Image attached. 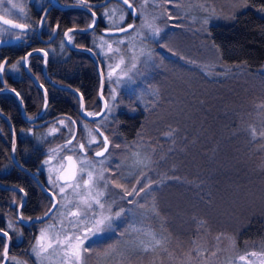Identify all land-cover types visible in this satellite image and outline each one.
<instances>
[{"label": "trees", "instance_id": "trees-1", "mask_svg": "<svg viewBox=\"0 0 264 264\" xmlns=\"http://www.w3.org/2000/svg\"><path fill=\"white\" fill-rule=\"evenodd\" d=\"M245 2L246 7L234 14L231 23L209 26L211 49L217 60L227 66L222 75L217 77L211 75L213 77L211 81L200 79L201 90L197 89V82H191L190 88L193 89L191 98L188 100L186 97L177 96L180 103L178 107H170L171 95L165 96L160 92L155 97L147 90L142 93L141 99L136 98L135 94V98L128 104L124 103L122 101L124 97H121L122 107L116 113L115 127L108 135L105 132L109 147L119 145V148L124 149L122 161L137 159L138 154L142 158L146 151L151 154L154 163L164 155L163 163H168L169 169L174 166L175 179L167 181L164 187L169 186L165 190L166 193L160 194L161 198H166V206L161 198L148 205L150 211L148 210L147 218L151 221L149 223L151 228L157 232L156 242L159 240L167 244L171 240L180 242L179 247L185 250L186 245L189 249L193 238L197 239L203 234H208L207 237L212 238L223 231H232L237 225H241L240 238L247 233H254L255 236L257 233H263L264 14H259L257 9L264 7V0ZM77 57L79 59H65L54 64H58L59 71L68 74L75 69L78 71L79 77L84 80L81 92L85 109L96 113L101 107L98 97V70L92 57L82 53H78ZM49 61L51 62V59ZM151 78L146 82L151 81L154 85L160 82V76ZM139 86L140 89L142 85ZM198 98L201 103L198 102ZM193 99L195 101L192 103ZM70 100L78 103L74 96H71ZM61 103L63 102L56 103L54 99L46 111V116L53 119L43 127L31 129L30 139L25 143L28 144L30 166L34 164L41 169L47 151L58 147L70 136L67 128L60 126L57 131L45 137L46 129L51 124L56 125L65 119L72 120H68L69 124L76 122V136L84 143L86 131L81 122L96 123L95 120L82 118L77 107L65 111L54 108ZM142 103L144 105H141ZM185 104L187 108L185 126L188 130L181 133V125L170 123L167 118L171 117L170 108L181 109ZM197 104L199 105L194 106ZM39 106L40 101L37 107ZM134 106H140L141 109H134ZM8 136V128L0 129L2 162L9 159ZM141 136L145 137L147 150L144 151L143 146L134 149L121 147L124 141L135 140ZM75 140L74 136L72 141ZM68 151L70 152V149H63V152ZM146 158L148 164L150 159L147 155ZM11 172L13 173L11 182L22 186L26 191V201L21 208L22 217L27 219L45 214L51 206L52 198L24 172L16 168ZM180 179L186 183L177 181ZM46 186L50 188L47 184ZM243 194H246V198L242 197ZM21 199L22 193L17 189H0V202L2 201L0 230L6 231L11 242L16 243L9 255H22L30 264H36L29 249L36 238L37 222L26 225L17 219L15 212ZM223 207L231 209L230 217L226 212L221 214ZM55 211L56 209L47 219ZM180 212L181 216L188 214V221L185 227L177 228L176 235L172 237L173 232L169 228H172V222H180L176 219L179 216L177 213ZM135 239V235L126 230L123 234V241L126 244L124 248L140 250L137 249ZM4 244L5 237L0 234V264ZM98 248L100 247H95ZM7 264L11 262L8 261Z\"/></svg>", "mask_w": 264, "mask_h": 264}, {"label": "rangeland", "instance_id": "rangeland-1", "mask_svg": "<svg viewBox=\"0 0 264 264\" xmlns=\"http://www.w3.org/2000/svg\"><path fill=\"white\" fill-rule=\"evenodd\" d=\"M245 1L143 0L134 28L126 34L112 36L110 46L99 49L105 55L102 61L106 77V110L95 126L107 135L112 132L116 113L122 107L121 97L128 104L135 94L141 99L147 90L155 97L160 92L165 96L171 95L170 107H178L177 96L191 98V82H197V89L201 90L200 79L211 81V75H222L227 66L217 60L211 49L209 26L231 23L234 14L246 7ZM257 12L264 14V7ZM121 17L115 12L111 16L110 27H118L123 21ZM154 28L160 29L159 35L154 34ZM152 76H160V82L155 85L151 81L147 83ZM139 84L142 85L140 89ZM198 102H202L200 98ZM138 108L141 109L134 106V109ZM186 111V104L181 109L170 108L171 117L167 118L168 122L181 125V133L188 130L185 126ZM60 121L53 128L46 129L45 137L60 126L66 127L70 136L58 147L48 150L41 164L45 182L56 193L58 203L49 219L37 222L36 238L29 249L36 264H77L74 257L69 259L70 246L79 243L77 237L83 240L78 264H264V230L257 236L247 233L240 238L241 225L212 238L207 237L208 234L193 238L191 246L188 249L186 245L185 250L179 247L180 242H156L157 232L151 228V221L147 218L148 205L166 193L169 187L164 188L166 182L175 179L174 166L170 170L169 164L163 163L164 155L154 163L151 154L145 151L144 136L124 141L121 145L132 149L143 146L145 154L142 158L138 154L137 159L122 161L124 149L119 145L108 146L109 150L102 156H93L92 152L102 145L100 136L83 121L86 131L83 143L76 136L73 122ZM74 136L76 140L72 141ZM78 143H83L87 149L90 147V152L81 153ZM64 148L72 151L63 152ZM64 153H70L78 165L76 178L65 183L58 180V173L65 164ZM146 155L150 159L148 164ZM177 181L186 183L181 179ZM242 197L246 198V194ZM161 201L166 206V198H161ZM176 205L180 207L178 202ZM230 210L223 207L221 214L226 212L230 217ZM177 215L180 222H172V228H169L173 232L172 237L176 235L177 228L185 227L189 217L188 214L181 216V212ZM101 217H109L110 226L106 224L102 232H90ZM126 230L135 235L134 242L140 250L124 248L123 234ZM9 261L11 264H30L24 256L17 254L10 255Z\"/></svg>", "mask_w": 264, "mask_h": 264}, {"label": "flooded vegetation", "instance_id": "flooded-vegetation-1", "mask_svg": "<svg viewBox=\"0 0 264 264\" xmlns=\"http://www.w3.org/2000/svg\"><path fill=\"white\" fill-rule=\"evenodd\" d=\"M128 2L134 9H130L123 0H0V15L13 21V25L24 26L17 28L0 22V40L9 39L8 43L0 45V65L3 62V70L0 74V129L8 128L9 131V159L2 162V158H0V189H4V186H16L19 188L17 190L22 193V199L23 194L25 195L26 201L25 189L11 182L13 177L11 170L16 168L33 179L31 175L14 164L11 157L12 148L15 159L22 166L32 171H41L40 178L45 185L47 184L42 170L37 168V165L30 166L28 144H25L30 139L29 132L31 133L32 128L43 127L53 119L46 116V111L54 99L56 103L63 102L54 106L59 111L73 110L76 107L79 110L81 102L77 93L79 92L82 96L81 87L84 85V80L79 77L76 69L68 74V72L59 71L57 63L65 59H79L78 53L91 57L84 50L91 49L102 68L104 65L102 59H105V55H102L99 49L108 48L112 36L130 32L138 19L139 8L143 4V0H128ZM115 12L124 17L118 27L127 25H132V27L120 34H107L106 30L118 28L110 27L111 16ZM70 29L72 31H69ZM66 32L68 36L65 35ZM80 48L84 49L81 50ZM44 59H46L45 65ZM56 61L57 63L54 64ZM103 68L104 91L105 70ZM49 92L54 93L49 94ZM57 96L59 97L56 99ZM71 96L76 97L78 103L70 100ZM82 100L85 109L83 97ZM39 101L40 106L38 108ZM85 111L87 110L85 109ZM35 116L37 118L31 121ZM95 121L97 122V120ZM54 126L51 124L47 130ZM74 126H77L76 122H74ZM88 126L102 140L100 134L102 130L95 126V123L88 124ZM11 127L13 131H11ZM0 140L2 141V139ZM102 146L103 140L99 148ZM78 148L83 154H88L91 150L85 148L83 143H78ZM93 153L94 151L92 152L94 156ZM65 155L71 154L64 153L63 156ZM21 208L20 216L22 217ZM2 232L6 231L0 230V234L5 237ZM15 244L11 240L8 244V261L9 252L12 251Z\"/></svg>", "mask_w": 264, "mask_h": 264}, {"label": "water", "instance_id": "water-1", "mask_svg": "<svg viewBox=\"0 0 264 264\" xmlns=\"http://www.w3.org/2000/svg\"><path fill=\"white\" fill-rule=\"evenodd\" d=\"M126 5H128V4H126ZM132 9H134L133 6H132ZM5 21H8V23H5ZM0 22L4 23L6 25H13L14 24L13 21H11L10 19H8V18H6V17H4L2 15H0ZM128 26L129 25L124 26V27L108 29L105 32L107 34H112V35L113 34H120V33L125 32L122 29H127V31H128L130 29ZM8 42H9V39L0 40V45L6 44ZM80 49L82 50L84 48H80ZM84 50H86L90 54V56L92 57V59L94 61L95 66H96V68L98 70V75H99L98 96H99V99L101 100V108H100V110L97 113H95L93 115L87 114L85 109H84V106H83L82 96L78 92L77 94H78V96L80 98V102H81L80 109H79V114L84 119L97 120L105 113V110H106V100H105V97L103 95V85H104L103 71H102L100 62H99L98 58L96 57L95 53L91 49H84ZM43 63L45 65L46 59H44ZM1 65H3V62H2ZM262 69L264 70V59L262 60ZM2 70H0V74H1ZM66 88H70V87H66ZM41 114H42V112H41ZM36 118L37 117L35 116L34 118L31 119V121L35 120ZM11 131H13L12 127H11ZM100 134L102 136L103 146L100 149H97V150L94 151V153H93L94 156H102L106 152V150H107V148L109 146V140L106 137V135L102 131H100ZM105 138H107V143L105 142ZM97 153H103V154L102 155H97ZM11 157H12V160H13L14 164L19 166L20 168H22L27 174L31 175L33 177V179L36 181V183L38 184V186L52 198V204H51L50 208L47 210V212L45 214L40 215V216H31L27 220H25V219H23L20 216V208L23 205V203L25 202V195L23 194V199H22L20 205L18 206L17 212H16L18 219L21 222H23L24 224H26V225H29V224H32L34 222L43 221V220L47 219L51 215V213L54 211V209L56 208L57 203H58V200H57V197H56L55 193L52 190H50L43 183V181L41 180V178H40L41 171H39V170L32 171V170L22 166L15 159L14 153H13V148H12V152H11ZM64 160H65V164H64L63 168L60 170V172L58 173V180L60 182H63V183L71 182V181H73L75 179L76 173H77L76 160H75V158L72 155H65L64 156ZM4 187L5 188L19 189L16 186H4ZM2 233H4V232H2ZM5 237H6L5 245H7V248H8V244L10 242V236L8 234ZM7 261H8V252H7V256H5L4 252H3L2 264H7Z\"/></svg>", "mask_w": 264, "mask_h": 264}, {"label": "snow or ice", "instance_id": "snow-or-ice-1", "mask_svg": "<svg viewBox=\"0 0 264 264\" xmlns=\"http://www.w3.org/2000/svg\"><path fill=\"white\" fill-rule=\"evenodd\" d=\"M123 2L125 4H128V7L130 9H132V5L128 3V0H123ZM15 7V5H13ZM93 15H95V13H93ZM121 19H123V17H121ZM5 23H8V21H5ZM93 23H95L93 21ZM13 27H17V28H23L24 26L22 25H13ZM91 27V25H90ZM129 28L132 27V25H129L128 26ZM149 28L152 27V25H148ZM123 31H127V29H122ZM69 31H72L71 29ZM153 32L155 35H159V32H160V29L159 28H154L153 29ZM66 36H68V33L66 32L65 33ZM69 39H71V37H69ZM29 55H31V53H29ZM45 55H47L45 53ZM135 65H133L134 67ZM3 69V65H0V70ZM105 142L107 143V138H105ZM83 147V146H81ZM103 153H97V155H102ZM141 191H143V189H141ZM101 195H103V193H101ZM129 195H131V193H129ZM98 202V201H97ZM89 207H91V205H88ZM101 207H103V205H100ZM117 215H119V213H117ZM110 221V218L109 217H101V218H98L95 222V225H94V228L93 229H90L89 231L90 232H102L104 230V226H110V223H108ZM9 227H11V225H9ZM4 235L7 236L8 233L7 232H4ZM79 243H77L74 247L70 246V248L72 249L71 250V257H69V259L71 258H75V261L77 262L78 264V261L80 259V245L83 243V240H80L79 237L76 238ZM84 239H87V236L84 237ZM4 255L7 256V245L4 246ZM37 255H39V253H37ZM243 259V258H242Z\"/></svg>", "mask_w": 264, "mask_h": 264}, {"label": "bare ground", "instance_id": "bare-ground-1", "mask_svg": "<svg viewBox=\"0 0 264 264\" xmlns=\"http://www.w3.org/2000/svg\"><path fill=\"white\" fill-rule=\"evenodd\" d=\"M103 95H104V91H103ZM99 97V96H98ZM105 97V96H104ZM100 100V99H99ZM100 102H101V100H100ZM107 151V150H106ZM76 175H77V173H76ZM76 178V177H75Z\"/></svg>", "mask_w": 264, "mask_h": 264}]
</instances>
